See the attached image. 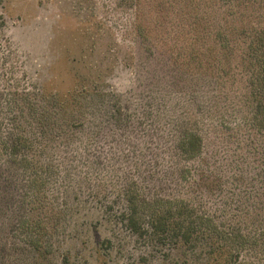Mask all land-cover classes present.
I'll use <instances>...</instances> for the list:
<instances>
[{
	"label": "rangeland",
	"instance_id": "374dc122",
	"mask_svg": "<svg viewBox=\"0 0 264 264\" xmlns=\"http://www.w3.org/2000/svg\"><path fill=\"white\" fill-rule=\"evenodd\" d=\"M215 1L231 43L212 79L195 67L181 73L157 36L163 27L152 0H0V112L15 92L66 99L74 132L56 140L61 149L50 157L61 173L47 177L37 201L50 227L38 233L39 259L24 228L36 208L29 177L1 165L0 148V264H207L199 251L134 235L117 216L125 189L152 201L172 196L171 137L186 123L204 138L203 153L189 165L195 174L206 168L220 184L189 188L211 216L214 242L249 210L264 177V116L250 84L264 52L252 48L264 43L257 37H264V0ZM67 200L73 212L65 216ZM243 254L241 264H264L259 249Z\"/></svg>",
	"mask_w": 264,
	"mask_h": 264
},
{
	"label": "trees",
	"instance_id": "16d2710c",
	"mask_svg": "<svg viewBox=\"0 0 264 264\" xmlns=\"http://www.w3.org/2000/svg\"><path fill=\"white\" fill-rule=\"evenodd\" d=\"M152 3L158 8V14L160 12L157 22L159 21L163 27L162 30L156 31L158 33L156 35L163 41L164 46L168 47L167 50L181 62L178 63L181 66V73L191 72V68L195 67L198 75L204 73L201 76L212 79L217 77L219 69L214 65H221L220 56L229 54L228 47L231 43L229 34L225 33L221 22L219 23L217 2L152 0ZM202 3L206 7L200 13ZM257 37L264 39L260 35ZM217 46H221L223 52H218L214 56L212 52ZM255 47L259 53L264 43L257 40L255 45L252 44L254 51ZM257 61L261 62L259 68L254 71L255 78L254 76L251 78L250 84L256 98V107L264 116V52L259 55ZM52 100L58 102L52 103ZM4 101L2 104L7 106L0 112V148L3 150L1 165H11L17 170L19 168L24 176L29 177L33 198L30 204L36 208L30 209L33 215L26 218L24 228L34 241L32 245L39 259L45 256V252L41 253L44 245L38 233L50 227L45 225V212L38 209L40 203L37 201L38 198L39 200L42 198L41 190L49 186L47 177L57 179L61 173L50 156L53 157L56 151L61 149L56 140L64 139L73 131L67 124L73 116L67 118L66 112L63 111L68 101L66 99L60 102L56 97L49 99L44 95L34 97L28 93L15 92ZM256 116L257 112L255 119ZM173 123L176 122L172 119L167 120L169 126H173ZM174 129L176 131H173L171 137L174 138L172 143L174 156L171 158L170 170L171 182L174 185L170 191L172 196L162 194L159 199L152 201L144 196L140 189L136 188L135 191L125 189L124 195L127 199L117 216L118 221L134 235L154 244L181 245L191 252L198 254L199 251L200 257L206 254L207 264H241L244 252L259 249L264 253V177L260 178L261 182L255 184V194L247 206L249 210H245V214L239 216L236 224L221 229V240L214 242L211 238L215 233L211 216L201 211V207L190 196L189 189L192 185L197 189H209L220 185L212 176L213 173L209 174L206 168L197 169L198 173L195 174V169L189 165V162L198 159L203 153L204 138L189 123ZM82 144L84 149H89L87 143ZM85 152L87 154L90 150ZM133 183L138 187L136 182ZM223 186L221 176V189ZM68 203L69 200L61 206L65 216L73 212ZM50 221L49 225L53 222L51 219ZM55 230L56 225L53 223L51 232ZM200 245L207 248L200 249ZM34 264L41 262L36 261Z\"/></svg>",
	"mask_w": 264,
	"mask_h": 264
}]
</instances>
